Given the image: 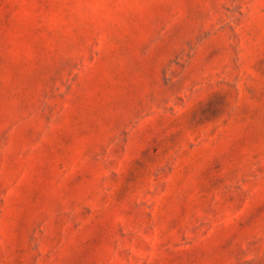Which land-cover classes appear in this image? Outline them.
Returning <instances> with one entry per match:
<instances>
[{
    "label": "rangeland",
    "instance_id": "1",
    "mask_svg": "<svg viewBox=\"0 0 264 264\" xmlns=\"http://www.w3.org/2000/svg\"><path fill=\"white\" fill-rule=\"evenodd\" d=\"M0 264H264V0H0Z\"/></svg>",
    "mask_w": 264,
    "mask_h": 264
}]
</instances>
